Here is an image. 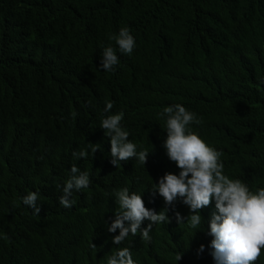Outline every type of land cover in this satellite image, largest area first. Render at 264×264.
Returning <instances> with one entry per match:
<instances>
[{"label":"trees","instance_id":"1","mask_svg":"<svg viewBox=\"0 0 264 264\" xmlns=\"http://www.w3.org/2000/svg\"><path fill=\"white\" fill-rule=\"evenodd\" d=\"M124 27L131 55L112 39ZM107 47L119 59L114 72L99 67ZM175 104L202 121L189 128L222 153L225 175L253 193L264 188V0H0V264H107L125 247L135 264H217L215 201L193 229L182 200L166 206L152 191L180 171L160 116ZM120 112L128 141L149 152L145 165L111 163L101 122ZM80 151L87 157L73 155ZM73 165L90 183L65 208ZM124 188L149 210L168 208L169 222L153 224L149 241L138 230L113 243L119 229L108 227ZM30 192L39 215L23 204ZM261 251L255 264H264Z\"/></svg>","mask_w":264,"mask_h":264},{"label":"clouds","instance_id":"2","mask_svg":"<svg viewBox=\"0 0 264 264\" xmlns=\"http://www.w3.org/2000/svg\"><path fill=\"white\" fill-rule=\"evenodd\" d=\"M122 54L131 55L135 47V39L128 27L121 28L118 35L112 37ZM119 59L116 50L112 47L104 49L101 56L100 68L107 72H114ZM113 108V102H106L105 112ZM161 117L166 116L167 137L164 141L169 159L180 169L179 174L166 173L160 178L153 193L158 192L166 206H175L180 199L187 205L190 215L187 217L190 227L198 229L202 216L200 211L215 201L216 212L209 222V235L213 237L211 255L217 264H255L264 249V188L253 193L246 184L239 179H230L224 174V165L220 159L222 153L208 146L206 142L192 132L189 126L199 125L202 121L181 104L167 106ZM124 113L109 115L101 122V128L110 137L111 163L116 167L121 161L133 157L145 165L149 152H137V146L128 141L129 132L121 126ZM97 149H93L95 153ZM74 156L87 157L86 151L73 153ZM73 165L71 177L63 188V195L59 203L69 208L74 201L70 198L73 190L80 191L89 186L88 174L79 173ZM120 212L108 227L110 233L119 229V235L113 237V243L120 245L131 233L133 236L138 230L145 241L151 239L149 233L153 224L168 223L166 212L156 213L145 207L141 195L129 193L127 188L116 192ZM38 193L30 192L23 198V204L32 208L34 214L39 215L41 208L37 204ZM178 223L185 220L176 212ZM145 220L150 221L147 227L141 228ZM125 221L129 222L125 226ZM95 247V245H93ZM204 246L201 245V251ZM181 257L179 256L178 259ZM107 264H135L129 248L119 249L107 259Z\"/></svg>","mask_w":264,"mask_h":264},{"label":"bare ground","instance_id":"3","mask_svg":"<svg viewBox=\"0 0 264 264\" xmlns=\"http://www.w3.org/2000/svg\"><path fill=\"white\" fill-rule=\"evenodd\" d=\"M41 137V136H40Z\"/></svg>","mask_w":264,"mask_h":264}]
</instances>
